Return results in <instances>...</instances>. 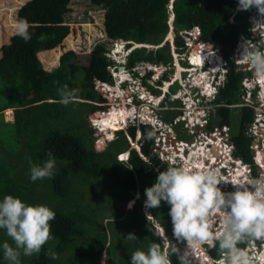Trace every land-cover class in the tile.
<instances>
[{"label":"trees","instance_id":"16d2710c","mask_svg":"<svg viewBox=\"0 0 264 264\" xmlns=\"http://www.w3.org/2000/svg\"><path fill=\"white\" fill-rule=\"evenodd\" d=\"M90 1L106 9L105 28L112 39L159 45L170 31V0ZM71 2L25 0L16 7L14 22L27 19L32 25L31 39L25 42L14 33L1 48L0 111L13 106L15 121L6 122L0 114V200L13 195L29 204L47 205L56 213V219L50 222L53 239L43 246L39 256L21 255L20 264H101L105 253V264H130L137 249L146 251L153 241L163 246L155 223H161L171 246L178 249V240L167 224L159 219L152 221L144 212L145 189L153 185L159 171L168 167L152 153L151 126H140L141 150L146 159L132 149L126 163L117 159L119 152L131 148L126 132L118 131L113 140L98 149L88 128L91 113L106 108L93 102H106L95 89V81L113 80L108 70L112 61L106 55L109 49L104 44L97 45L89 64L84 66L77 62L74 51L63 53L58 66L48 70L39 57L40 52L52 49L57 62L60 49L56 47L71 31L66 21ZM173 11L176 32L199 25L202 38L220 46L228 61L227 80L216 99L223 105L211 116L209 129L216 124H228L235 144L234 155L253 164V138L248 130L254 121V110L249 106H232L243 102L242 81L247 74L232 55L240 34L247 31L253 10H241L237 0H175ZM177 45L183 47L184 40H177ZM172 60L171 45L167 42L158 48H135L127 57V66L132 68L139 62L166 64ZM64 85L79 90L76 101L67 106L59 102L58 89ZM173 115L172 112L164 117ZM137 128H129L132 137ZM49 152L56 158L53 177L33 182L29 159L42 163ZM253 174L258 176L255 165ZM137 191L142 198L129 210L126 205ZM117 203L122 208H117ZM106 218L108 222H104ZM129 233L135 234L137 240L127 239ZM5 241L13 243L6 230L0 229V264H8L3 257ZM210 252L219 258L216 248ZM53 254L57 259L51 258ZM171 259L172 264L181 262L176 254Z\"/></svg>","mask_w":264,"mask_h":264},{"label":"clouds","instance_id":"9594fccd","mask_svg":"<svg viewBox=\"0 0 264 264\" xmlns=\"http://www.w3.org/2000/svg\"><path fill=\"white\" fill-rule=\"evenodd\" d=\"M73 1L74 0H72V2ZM87 1L98 6L90 0ZM174 1L175 0H170L169 3L170 30L172 29V31L178 35L182 33L191 43L187 44L183 39L184 46L180 47V49L178 45L177 47L179 50H184L188 47V50L174 51L176 56H179L181 52H185L184 54L187 56V65L181 66V80L177 77V69L176 71L173 69L171 74L169 73L172 69H169V65L177 66L176 63L178 59L175 60L173 53L172 62L166 64L139 62L132 68L127 66V57L135 48H158L164 46L167 42L170 43L171 38L168 35L169 31L167 34L168 36H166L164 41L159 45L127 41L128 43L124 45L123 49V51L127 53L126 59L120 64L118 63L119 60H114L112 58L110 54L111 50L109 49L106 55L109 60L112 61L108 66V70L113 80L111 82L95 81V89L97 90V86L102 87V89L98 91L106 98V102L93 103L104 107L107 105L109 106L103 110L98 109L94 112L102 111L103 114L109 113L110 109H114L115 107L119 110L124 108L128 109V112L122 115L123 117H120L122 123H120L119 120L115 121V124H120V127L114 128L113 136L108 137L107 142L113 140L120 130L126 132L129 141H134L138 133V143L135 142L136 145H131L130 149L119 152L117 154V159L119 161L123 163L128 162L132 149L139 151L146 159V156L143 155L141 150V125H149L152 128V135L154 136L152 150L157 139L160 140L163 145H168L169 147L165 149L166 158H161L158 153L152 151L161 161L167 163L168 167L163 171H159L153 185L145 189L146 200L144 201V208H148V210L145 211L148 213L151 208H159L162 201L166 202L170 206L169 216L171 218L173 236L176 240L184 244L179 252V250L171 246L169 242L163 243L162 246L161 243L153 241L149 244L146 251L142 249L134 251L131 255L130 264H172L171 257L174 254L178 255L181 264H193V259L195 264H264V253L254 256L256 253L254 252V255H251L249 251L252 247H261V244L264 242V156L259 158L256 150L252 147L255 141L253 126L255 123L259 122L257 119H260L255 107L264 109L263 82L257 80H264V52L257 50H262L264 47V28H262V25L255 26L253 20H251V22L248 20V22H250L249 27H254V30L249 31L247 28V31L240 34L234 50V53L236 51V55L235 57H233L234 53L232 55V59L235 60L240 70L247 73L242 81L244 90L242 94L243 102L237 104L249 106L255 113L254 121L251 123L248 130V133L253 138L250 146L253 159L252 164L234 155L235 144L232 140L231 128L228 124H216L213 129H209L211 116L215 115L218 106L223 105L217 103L216 99L220 89L226 83L229 64L222 54L220 46L205 41L202 38L203 31L199 25L176 32L174 26L175 13L173 11ZM237 1L239 2V8L241 10H249L254 7L261 16H264V0ZM20 2L23 4L25 1L23 3L22 1ZM252 14L250 15L252 16ZM14 23L15 35L21 37L25 42H28L31 39L29 29L32 25L30 22L25 18H20ZM251 32L255 35L254 37H251ZM247 39H250L256 46L250 44ZM258 40L260 42H257ZM243 43L251 45L249 55L245 58L249 64L242 63L240 59H238V54L243 49ZM99 44L102 43L94 45L90 52L91 55ZM129 44L131 45L129 46ZM119 45H121L120 42ZM56 48H58V46ZM46 51H52V49ZM117 53L119 54L121 52ZM61 56L62 54L59 57V62ZM201 56H203V59L200 58L199 61L194 59ZM235 58L239 61L237 60L236 62ZM179 62L178 60V63ZM142 65H145L144 72H141L139 69V66ZM246 66H250L251 71H253L252 74L249 73L250 70L246 69ZM197 69L200 72L199 76L194 78L191 83L185 85L183 82L189 76H193V71ZM121 71H124L123 73L127 76V79L123 82L121 81L122 78H119L122 76ZM201 76L205 77L200 78ZM146 78L150 80L152 86L156 81L155 85L161 88L154 87L153 91L149 90L144 85ZM136 79L139 80L138 84L136 83ZM131 80H133L134 85H136L140 91L130 89L132 86ZM218 81L219 83H217ZM161 82H163L165 88L161 86ZM107 84L118 88L122 94L120 95L117 91L114 94L113 91L107 90L105 87ZM214 85H217L216 90L214 89ZM173 87H177L176 91L172 90ZM58 91L61 97L59 102L67 106L76 101L79 90L69 89L67 85H64L62 88L58 89ZM248 91L251 92L249 98L254 107L249 105L248 100L245 98ZM152 96H154V100L149 98ZM197 96L204 99V101L199 103L196 102ZM129 98L132 99L130 100ZM111 99L117 103H119V101H124V105L115 106L112 104ZM156 100H158V102ZM207 105L211 106L209 111ZM9 108H11L10 111H13L14 114L15 108L13 106L0 111V114L3 115L4 121L13 124L15 121L14 115L13 120H6L5 117V112L9 111ZM130 108L133 111H131ZM200 108L204 109L206 113L199 112ZM166 112H168V114L173 112L174 115L170 118H165ZM261 112L263 114L261 118L264 120V111ZM93 113L90 115L89 123L93 130H101L98 132L96 138L98 141L101 137L106 136V134L112 131L111 129L108 131L106 129H99V122H97V120H100L101 116L98 114L92 115ZM174 116L176 117L174 118ZM204 119H207V123L202 125L201 123ZM178 121H183L182 127L191 129V133H196L198 131L199 135L195 137H201L203 139L202 141H219V143L222 144L221 150L223 148H229L231 157L229 164L242 170V175L238 180H226L223 172L217 168H212L211 166L206 167L202 163L197 164L194 161H185L182 155L176 156V152L170 148V143L177 138L189 141L193 138V134L192 136L189 134H185L186 136L173 135L175 132H179L175 129V125ZM258 125L264 133V125H260L259 123ZM132 126L138 127L135 137H132L129 133V128ZM194 128H197V130L195 131ZM216 128L222 130L223 136H225L224 128H227V139H223L222 137L215 138L217 136L213 133ZM163 137H165V139H163ZM261 139L262 137L260 140ZM166 140H169V142ZM195 141L198 143V139H195ZM225 144H227V146H225ZM105 146L106 145H104V147ZM187 147H190V145L185 146V148ZM193 147H195V145ZM187 151H189V148L185 150V152ZM172 152L174 153V157H172ZM175 158H178V162L175 161ZM204 160L210 165L214 163L211 162L210 159ZM239 160L241 162H239ZM244 165H249L252 172L245 171L243 168ZM254 165L258 173L257 177L253 174ZM55 167L56 158L51 152L48 153V158L42 163H33L32 160L29 159L30 179L35 182L38 179L52 178ZM260 171L262 173H260ZM225 172H227V169H225ZM140 198H142V193ZM132 200H135L133 203L134 207L138 199L134 197ZM129 207H131V204ZM150 216L151 215H148L147 218ZM55 219L56 213L47 205H33L23 201L19 197L5 195L3 199L0 200V229L6 230V235L11 238L13 243L10 244L8 241L3 243L4 260L7 261L8 264H20L21 255L39 256L43 246L53 239L50 222ZM156 225L161 228L163 227L160 223H156ZM158 232L162 239H168L165 235V230L159 228ZM126 238L132 241L137 240L136 235L133 233H129ZM242 244L246 245V247H240ZM212 248L217 249L218 259L214 258L211 254L210 249ZM257 249L258 248L254 250ZM181 251L184 252L181 253ZM51 258L57 259L55 254H53Z\"/></svg>","mask_w":264,"mask_h":264},{"label":"rangeland","instance_id":"374dc122","mask_svg":"<svg viewBox=\"0 0 264 264\" xmlns=\"http://www.w3.org/2000/svg\"><path fill=\"white\" fill-rule=\"evenodd\" d=\"M20 1H22V3H23L25 0H0V57L2 55V51H1L2 45L7 40H9L11 35H13L15 33V23H14V20L16 18L15 13H16L17 8L21 4V3H19ZM251 9L253 10L252 11L253 14L251 13L252 16L250 15L248 17V20L250 22H251V20H253L255 22V17L256 16H258V19H260V21L264 20L263 16H261V14H259V12H258V10L256 8L253 7ZM105 14H106V9L98 7V6H95V5L91 4L87 0H74L73 2H71L70 12L66 16V21L71 26V33L60 45H58V48L60 49L59 57H60L61 54L65 53L67 51H74L76 53L77 62L81 66L88 65L89 61H90V58H91V53L90 52H91L92 48L97 43H102L108 49L111 50L110 54H111V56H112V58L114 60H119V62H118L119 64L121 62H124V59H126V54L127 53L125 51H123V49H124V45L127 44L128 42L125 41V39H112V38H110L108 36V34L106 32V28H105V20H106ZM250 22H248L247 28L249 27V23ZM254 25H255V23H254ZM259 25L261 26L262 22ZM168 35L171 38L170 39V41H171L170 44H171V47H172V53L175 56V60L178 59L180 61L179 63L177 61V63H176L177 66L169 65V69L172 68L170 70V72H169L171 74L173 69H174V71H176V69L178 70L179 65H180V67L182 65H184V66L187 65V63H186L187 62V56L184 54L185 52H181L179 56H176L174 51L175 50L176 51H185V50L187 51L188 47H186L184 50H179L180 47L178 49L177 40H180L182 38V39H184L186 41L187 44H191V43H190V41L188 40V38L185 35H182V33L180 35H178L174 31H172V29L170 30ZM119 42L121 43V45H119ZM118 46H120V49H118ZM263 46H264V43H263ZM257 50H259L261 52H264V47H263L262 50L261 49H257ZM53 52L54 51H52L51 55L54 56ZM117 52H121V53L118 54ZM46 53L47 52L41 53V54H43V56H42L43 58H44V55ZM235 55H236V51H235L233 57H235ZM43 58H42V62L44 61ZM237 60L238 59H236V62H237ZM44 63H47V62H43V65H44V67L46 69H53L56 66H58L59 58H58L57 62L55 63L54 67H50L49 65L46 66ZM139 69L141 70V72H144L145 65L139 66ZM246 69L250 70L249 73H251V74L253 73V71H251V69H250V66H246ZM193 72H194V75L193 76L192 75L189 76L183 82L185 85H187L188 83H191L193 81V79L197 78L199 73H200L198 69L193 71ZM178 77L180 79V75ZM123 79H125V78H122V80ZM136 80H137L136 83L138 84L139 80L138 79H136ZM131 82H132V86L130 87V89L131 90H135V91L136 90L140 91V89L138 87H136V85H134L133 80H131ZM155 84H156V81L153 84L154 87H156ZM100 89H102V87L101 86L100 87L97 86V90H100ZM176 89H177V87H173L172 88L173 91H176ZM114 94H115V92H114ZM150 99H151V97H150ZM157 102H158V100H157ZM112 104H114L115 106L116 105L123 106L124 105V101H119V103H117V102H114L112 100ZM147 105H149V104H147ZM150 105H151V103H150ZM108 106L109 105H107L106 107H108ZM240 106L241 105H239V104L233 105V107H240ZM118 110L119 109L117 108L116 113H118V112L119 113L116 114V117H117L116 120L121 119L120 117H121V114L123 112H125V111L128 112V109H126V108H124V109H122L120 111H118ZM131 111H133V110H131ZM5 113H4L5 117H9V118H12V116L14 115L13 111H10L9 113H8V111H6ZM96 114H98L100 116H104V118L106 119L105 121H111L112 120V119L109 120V117H108L109 115L112 114L111 109H110L109 113H104L103 114L102 111H98V112H94L92 115H96ZM166 114H168V113H166ZM124 115H125V113H124ZM7 119L8 118H6V120ZM13 119H14V116H13V118L11 120H13ZM182 125H183V121H178L177 122V124L175 125V129H176V131H179V132L178 133L175 132V134H173V135H176V136L184 135V136H186L185 134H189V135L192 136V134H193L192 137H195V136L199 135L198 131L196 133H191V129L184 128V127H182ZM233 126H234V129H236L237 126H238V121H235ZM110 127H113V126H110ZM88 128L91 130L92 135L95 137V145H96V147L98 149L104 148V145H106V142L108 140V137H112V132L113 131L111 130L112 131L111 133L106 134V136L101 137L97 141L96 138H97V135H98V131L93 130V128H92L90 123H88ZM109 128H107V129L109 130ZM138 140H139V138H138V133H137L136 139L134 141L130 140L131 141V145H136V143H138ZM263 144H264V141H263ZM222 151H224V148L222 149ZM172 157H174V153L173 152H172ZM175 161L178 162V158H175ZM260 173H262V172L260 171ZM140 197H141V192L137 191L136 194H135V198L139 199ZM134 201L135 200L129 201L127 203V205H126V208L131 210L132 207H133ZM130 204H131V207H129ZM116 206H117V208H122V207L119 206V203H117ZM146 210H148V208H144V212ZM169 210H170V206L166 202L162 201L159 208H154L155 213L153 211V208L149 209L148 213H146V212L145 213H146L147 216L151 215L149 218H151L152 221H154V222H156V220H158V219L160 220V222L163 221L165 224H167V226L172 231V224H171V218L169 216ZM108 219L109 218L104 219V222L105 221L108 222ZM157 225H159V224H157ZM218 226H219V223H218ZM159 228L161 230H165V228L162 227L163 228L162 229L160 226H157L158 230H159ZM165 235H166V237L168 239H163L162 241L164 243L165 242H169L170 244H172V242L170 240V237L166 233H165ZM183 244L184 243H182L180 241L177 242L179 252H180ZM252 248H250L249 251L251 252V255H254V252H256V250H254V249H256V248H253V249ZM146 250H147V248H146ZM185 250H186V247H185ZM183 252L184 251H181V253H183ZM121 256L124 257L125 255L122 254ZM107 257H108V255H107V253H105L103 255V259L101 260V264H105L106 263ZM180 264H181V262H180ZM193 264H195L194 259H193Z\"/></svg>","mask_w":264,"mask_h":264},{"label":"built area","instance_id":"2783aa9c","mask_svg":"<svg viewBox=\"0 0 264 264\" xmlns=\"http://www.w3.org/2000/svg\"><path fill=\"white\" fill-rule=\"evenodd\" d=\"M248 30L249 31H253L254 30V27H248ZM254 36L255 35L253 34V32H251V37H254ZM247 41H249L250 44H253V45L256 46V44L255 43H252L250 41V39H247ZM257 42H260V41L258 40ZM217 83H219V81ZM214 89L215 90L217 89V85H214ZM250 95H251V92L248 91L247 92V95L245 96V98L248 100L249 105L253 106L252 103H251V101H250V98H249ZM186 98L189 99L188 97H186ZM129 99L131 100L132 98H129ZM202 101H204V99L200 98L199 96L196 97V102L199 103V102H202ZM207 108H208V111H209V109L211 108V106L210 105H207ZM255 109H256V111L258 113V117L260 118V119H257L259 121L258 123L260 125H264V120H262V118L260 117L261 115H263L261 111H264V109L261 108V107L260 108L259 107H255ZM199 112H203L204 114L206 113V111L204 109H202V108L199 109ZM6 118H8V120L9 119L11 120L13 118V116H12V118H9V117H6ZM206 123H207V119H204L201 124L202 125H205ZM258 123H255L254 126H253V133L255 135V141L253 142L252 147H253L254 150H256L259 158H262V156H264V144H263V141H264V133L261 131L260 126L258 125ZM224 131H225V136H222V138L223 139H227L226 138L227 128H224ZM213 134L218 137L219 134H222V130H220L219 128H216L214 130V133ZM261 137H262V139L260 140ZM163 139H165V137H163ZM260 141H261V143H260ZM215 143H216L215 144V148H214V145H211L210 148H211V150L214 153V157L216 158V159H213L214 165L216 166V168L218 166H222L225 163V161H227L228 168H226L227 169V172H225V173H228L229 175H232V174L236 173L237 170H238V168L237 167H233L231 164H229V160L231 158L230 157V151H229L230 149L228 148V149H224V151H222L220 149L221 146H222V144L219 143V141H215ZM225 146H227V144H225ZM165 149H168V147H166L165 145H163L161 143V141L157 139L156 144L153 146V151L156 152V153H158L161 158H166ZM239 162H241V161L239 160ZM243 168L247 172H252V169H251V167L249 165H244Z\"/></svg>","mask_w":264,"mask_h":264},{"label":"bare ground","instance_id":"6f19581e","mask_svg":"<svg viewBox=\"0 0 264 264\" xmlns=\"http://www.w3.org/2000/svg\"><path fill=\"white\" fill-rule=\"evenodd\" d=\"M264 18V17H263ZM262 18V19H263ZM257 22H259V23H257ZM261 22H262V27L264 28V20H262V21H260V19H258V16H256L255 17V26H259V24H261ZM172 34V33H171ZM170 34V35H171ZM243 45V49L241 50V52L239 53V58L238 59H240V62H242V63H246V61H243V60H246L245 58H246V55L248 56V54H249V51H248V48H249V46H250V44H246V43H244V44H242ZM118 49H120V46H118ZM248 52V53H247ZM200 58H202L203 59V56H201V57H197V58H194V59H196V60H200ZM178 61V60H177ZM248 64V63H247ZM197 65V64H196ZM124 71H121V77H119V78H125V79H123V80H121L122 82L123 81H125L126 80V78H127V76L125 75V73H123ZM181 72H182V68L180 67V65H179V67H178V70H177V77L179 76V75H181ZM196 75V74H195ZM199 76V75H198ZM205 76H201L200 78H204ZM258 81H260V82H263V90H264V80H262V79H257ZM106 89L107 90H109V91H113V92H115L116 93V91H117V93H119V91L120 90H118V88H115V87H113L112 85H109V84H107L106 86ZM122 93H120V95H121ZM150 98V97H149ZM151 100H154V96H152L151 97ZM157 101V100H156ZM112 109L113 108H111V112H112ZM133 109V108H132ZM130 110H131V108H130ZM118 111H120V110H118ZM119 113V112H118ZM118 113H115V112H112V114L111 115H109L108 117H109V120L110 119H112L111 121H105L106 119L104 118V116H101V118H100V120H97V122H99V125H98V128L99 129H106V130H108L107 128H109L110 126H113V127H110L109 129H111L112 131L114 130V128H116V127H120V124L119 125H117V124H115V121H116V119H117V117H116V114H118ZM124 113H127L126 111L125 112H123L122 114H121V117H123L122 115H124ZM119 121H120V123H122V121H121V119H119ZM102 125V126H101ZM115 125V126H114ZM194 129H196V128H194ZM98 132L99 131H101V130H97ZM111 136V135H110ZM112 136H113V133H112ZM169 137V136H168ZM216 138V137H215ZM217 138H221V137H217ZM167 142H169V140H166ZM174 141V140H173ZM215 143V142H214ZM216 144V143H215ZM215 144H214V148H215ZM170 145H171V149H173L174 150V152H176V156L177 155H182V157H184L185 158V161H190V157H185V146L186 145H188V143L186 142V141H180V144H175L174 142H171L170 143ZM204 144H202L201 146H203ZM180 146V147H179ZM166 147H168V145H166ZM169 148V147H168ZM196 149V148H195ZM204 149H205V147H204ZM201 151H202V149H201ZM192 152V151H191ZM199 152V151H198ZM199 154V153H198ZM192 156V155H191ZM196 158H197V156H196ZM211 158H213V159H216L215 157H214V153H213V151H212V153L210 154V157L208 158H206V159H211ZM213 159H212V161H213ZM196 160V159H195ZM192 161V160H191ZM184 162V161H183ZM197 164H203L204 166H206V167H208V166H211L212 168H216V166L214 165V163L212 164V165H210L208 162H206L204 159H197L196 161H195ZM214 162V161H213ZM227 161H225V163L222 165V166H218L217 168L220 170V171H222L223 169H224V167H228L227 166ZM223 174H224V177L226 178V180H232V181H237L238 180V178L242 175V170L241 169H238L237 170V172L235 173V174H232V175H229L228 173H224L223 172ZM256 248H258L257 250H256V254L254 255V256H256V255H260L261 253H264V251L262 250V249H260V247H256Z\"/></svg>","mask_w":264,"mask_h":264},{"label":"flooded vegetation","instance_id":"af4514ba","mask_svg":"<svg viewBox=\"0 0 264 264\" xmlns=\"http://www.w3.org/2000/svg\"><path fill=\"white\" fill-rule=\"evenodd\" d=\"M264 17V16H263ZM263 28V27H262ZM264 32V31H263ZM244 44V43H243ZM250 47H251V45L249 46V48H248V51H249V49H250ZM248 53V52H247ZM239 55V54H238ZM246 57H247V55H246ZM238 58H239V56H238ZM243 61H246V60H243ZM246 63H248L249 64V62H247L246 61ZM256 77V76H255ZM257 79V78H256ZM260 80V79H259ZM144 85L149 89V90H152L153 91V88H154V86H152L151 84H150V80L148 79V78H146L145 79V82H144ZM161 86L163 87V88H165V86H163V82H161ZM156 87H159V86H157L156 85ZM159 88H161V87H159ZM119 93H122L121 91H119ZM113 99V98H112ZM116 111H117V108L115 107L114 109H112V112H115L116 113ZM176 116H174V118H175ZM195 131L197 130V128L196 129H194ZM113 133V132H112ZM219 135H221V136H223L222 134H219ZM217 138V137H216ZM195 139H198V143H196V141H195ZM203 139L201 138V137H193L192 139H191V141H189V140H183V139H179V138H177L176 140H174V141H172V142H174L175 144H180V141H186L187 143H188V145H190V147H187V148H189V151H187V152H184L185 153V157H190V161L192 160V161H196L197 159H206L207 157L209 158L210 157V154L212 153V150H211V148H210V146L211 145H214L215 143L213 142V141H202ZM202 144H204L203 146H201ZM195 145V147H193ZM204 147H205V149H204ZM187 148H185V150L187 149ZM196 148V149H195ZM201 149H202V151H201ZM192 151V152H191ZM199 151V152H198ZM199 153V154H198ZM192 155V156H191ZM196 156H197V158H196ZM196 159V160H195ZM212 159L213 158H211L210 160H211V162H213L212 161ZM183 162V161H182ZM227 164V163H226ZM226 168H228V167H224V169L222 170V172H224L225 173V169Z\"/></svg>","mask_w":264,"mask_h":264},{"label":"crops","instance_id":"0c3cea01","mask_svg":"<svg viewBox=\"0 0 264 264\" xmlns=\"http://www.w3.org/2000/svg\"><path fill=\"white\" fill-rule=\"evenodd\" d=\"M44 52H47V53L44 55V58H43L42 57L43 54H41V53H44ZM41 53H39V57L41 60L43 58V60H44L43 62H47V63H45V65L46 66L49 65L50 67H54L56 62H55V55L54 56L51 55L52 51H43Z\"/></svg>","mask_w":264,"mask_h":264},{"label":"water","instance_id":"95a60500","mask_svg":"<svg viewBox=\"0 0 264 264\" xmlns=\"http://www.w3.org/2000/svg\"><path fill=\"white\" fill-rule=\"evenodd\" d=\"M143 46H146V45H143ZM248 55H249V54H248ZM241 66H242V64H241ZM260 249H262V250L264 251V242L261 244Z\"/></svg>","mask_w":264,"mask_h":264}]
</instances>
